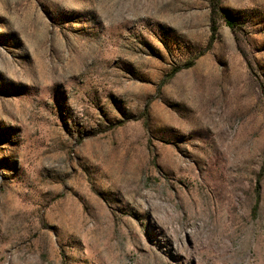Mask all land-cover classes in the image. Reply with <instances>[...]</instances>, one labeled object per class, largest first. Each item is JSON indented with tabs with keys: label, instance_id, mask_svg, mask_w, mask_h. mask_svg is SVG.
I'll return each instance as SVG.
<instances>
[{
	"label": "rangeland",
	"instance_id": "obj_1",
	"mask_svg": "<svg viewBox=\"0 0 264 264\" xmlns=\"http://www.w3.org/2000/svg\"><path fill=\"white\" fill-rule=\"evenodd\" d=\"M246 262L264 0H0V264Z\"/></svg>",
	"mask_w": 264,
	"mask_h": 264
},
{
	"label": "bare ground",
	"instance_id": "obj_2",
	"mask_svg": "<svg viewBox=\"0 0 264 264\" xmlns=\"http://www.w3.org/2000/svg\"><path fill=\"white\" fill-rule=\"evenodd\" d=\"M245 264H248L247 262Z\"/></svg>",
	"mask_w": 264,
	"mask_h": 264
},
{
	"label": "trees",
	"instance_id": "obj_3",
	"mask_svg": "<svg viewBox=\"0 0 264 264\" xmlns=\"http://www.w3.org/2000/svg\"><path fill=\"white\" fill-rule=\"evenodd\" d=\"M212 30H214V28Z\"/></svg>",
	"mask_w": 264,
	"mask_h": 264
}]
</instances>
